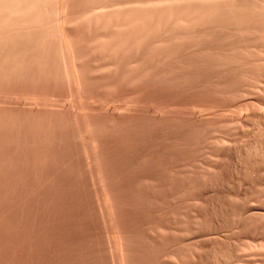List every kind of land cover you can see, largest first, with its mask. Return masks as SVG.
I'll return each instance as SVG.
<instances>
[{"label": "rangeland", "instance_id": "374dc122", "mask_svg": "<svg viewBox=\"0 0 264 264\" xmlns=\"http://www.w3.org/2000/svg\"><path fill=\"white\" fill-rule=\"evenodd\" d=\"M159 1L0 48V264H264V0Z\"/></svg>", "mask_w": 264, "mask_h": 264}, {"label": "bare ground", "instance_id": "6f19581e", "mask_svg": "<svg viewBox=\"0 0 264 264\" xmlns=\"http://www.w3.org/2000/svg\"><path fill=\"white\" fill-rule=\"evenodd\" d=\"M217 4L218 1L216 0H163L140 5L134 4L129 6H119L111 10L107 9L108 11L102 9L93 11L91 14L85 16V20L100 23L104 17H108L109 23L119 21L118 23H122L124 27L138 29L146 26L149 21L156 17L158 19H162L163 17L172 15L176 12L190 15L201 10L215 7ZM66 7L67 0H0V48L2 45L15 41L17 38L25 36L31 37L30 35H32L34 30L40 29L43 32V35L39 37L42 41L46 39L45 36H52L54 34L57 36L63 53L65 51L67 58L69 59L68 54L70 47L65 34L66 28H68L66 20ZM69 36L70 34L68 37ZM3 58L4 57H2V59ZM74 68L73 73H75ZM93 147L96 149L95 143L93 144ZM258 147L263 148L261 146H257V148ZM256 151H258V149ZM253 152V155H255V151ZM258 155L259 157L261 156L260 154Z\"/></svg>", "mask_w": 264, "mask_h": 264}]
</instances>
